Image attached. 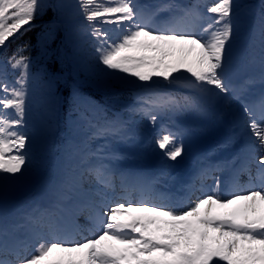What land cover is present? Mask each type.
Instances as JSON below:
<instances>
[{"label": "snow or ice", "instance_id": "6c2138e0", "mask_svg": "<svg viewBox=\"0 0 264 264\" xmlns=\"http://www.w3.org/2000/svg\"><path fill=\"white\" fill-rule=\"evenodd\" d=\"M48 9L57 16L41 41L55 40L67 19L65 40L91 61L106 89L116 98L130 90L133 103L112 116L79 113L82 136L69 156L74 163L55 181V200L30 208L19 222L3 198L32 165L27 116L35 103L50 117L57 97L54 78L33 73L32 58L22 55L29 45L11 56L6 49ZM239 11V0H0V264H264V91L249 97L256 83L264 85V14L258 57L255 37L250 45L260 73L237 84ZM9 68L18 73L14 80ZM212 104L228 109L240 129L219 146L243 141L231 159L212 161L214 152L206 153L175 192L161 190L173 179L167 167L153 176L116 167L126 154L113 143L135 141L133 125L145 119L156 128L155 148L178 162L188 130L175 117L205 114Z\"/></svg>", "mask_w": 264, "mask_h": 264}, {"label": "rangeland", "instance_id": "374dc122", "mask_svg": "<svg viewBox=\"0 0 264 264\" xmlns=\"http://www.w3.org/2000/svg\"><path fill=\"white\" fill-rule=\"evenodd\" d=\"M244 0H239L242 3ZM49 3H60L62 0H46ZM150 4H158L163 0H147ZM167 14H161L157 19L164 20ZM57 12L52 9H48L45 14L37 19L34 26L25 35L14 39L10 46L6 49V56H11L18 48L27 44L28 49L22 53V55L30 56L32 58V72L43 75L45 80H48L51 76L54 78L53 89L57 97L54 111L51 116H47L42 113L35 103L32 104L28 113V130L34 137V143L32 147L33 159L32 168L30 167L26 174L20 178L11 188L5 192L3 203L5 209L11 216L13 213L18 218V221L35 203L39 202L50 204L56 198L55 181L60 177L59 174H63L66 169V165L73 164V160L69 159L70 153H72L74 146L79 144L82 133L79 129L78 115L80 112H92L97 110L98 115L106 113L108 116H112L116 113L122 112V108L126 104L133 103V97L131 91H124L123 96L107 102L104 99V106L99 107L94 104L95 99L92 100L86 97L85 92L88 90H94L97 92H103L106 94L112 93L106 89L102 82H100L94 75L91 69V63L86 62L85 54L77 53L74 50L73 42L65 40V33L69 30V24L67 19L61 20L62 26L56 29V38L50 43H44L41 41L42 35L49 31V25L56 18ZM247 16L244 11L236 18L238 26L245 25L247 22ZM248 37L242 35L241 40L236 45H232L233 51V65H232V79L234 83H240L242 80L248 77H256L259 71L258 66L249 65L243 53L244 43ZM16 40V41H15ZM9 80H14L18 73H14L11 68L8 69ZM67 75L71 78V83H66ZM159 84L164 85L165 82L158 81ZM75 88V94H74ZM67 90V92H66ZM182 91V90H181ZM259 92V90H258ZM81 93V94H80ZM80 94V96L78 95ZM260 94V93H258ZM257 94H254L255 97ZM94 104V105H93ZM110 110H113L111 112ZM211 115L186 113L175 117V122L188 130L187 137L191 138L188 142L184 141L185 154L182 158H179L178 162L169 161L170 175L173 177L171 181L166 180L164 182L165 187L161 190L170 191L172 184L177 185L181 179V175L188 173L195 167L193 173H188V177H191L196 172L199 165V158L205 155L212 148L210 147L214 141L217 140L216 136L227 138L233 132L239 128H234V117L232 113H226L224 107L219 104H212L210 106ZM65 112V114H62ZM127 116V113H123ZM137 120L139 117L136 118ZM147 121V120H146ZM215 126H220L219 129H215ZM233 126V129H232ZM134 127V125H133ZM141 128V127H140ZM153 127L147 128L149 133L153 130ZM141 135L138 134V137ZM72 137V140L69 138ZM149 135L147 136V138ZM242 140H238L235 144L223 148V153L218 145L213 151L217 156L211 158L212 161H222L221 154L226 157L224 160L232 158L233 154H237L240 151ZM121 142H114L113 148L121 152ZM124 147L131 151L134 147L131 146L132 142L123 143ZM234 146V147H233ZM154 145L144 148L142 150L154 151ZM198 154L196 160L193 159L194 154ZM149 152L138 151L135 149L133 153H127L126 160L122 163L121 170H128L131 172L142 173L148 169V176H153L163 170L160 164L156 163V156H149ZM130 158V159H129ZM162 156L160 157V159ZM243 159V157H241ZM123 160V159H122ZM120 160L117 162L116 167L118 169ZM195 161V164L192 162ZM240 161L236 162L238 167ZM182 167V169H181ZM174 169L180 170L174 173ZM230 172L226 173V180L228 179ZM242 176L240 177V179ZM244 180V179H243ZM178 181V182H177ZM189 179H184V183H187ZM40 191V192H39ZM173 192L175 190L173 189ZM45 196V198H42ZM43 205V206H45ZM24 230H21V234Z\"/></svg>", "mask_w": 264, "mask_h": 264}, {"label": "trees", "instance_id": "16d2710c", "mask_svg": "<svg viewBox=\"0 0 264 264\" xmlns=\"http://www.w3.org/2000/svg\"><path fill=\"white\" fill-rule=\"evenodd\" d=\"M212 2H213V0H201V3L202 4H205V5L206 4H210ZM184 3L185 4L186 3H191V0H184ZM256 10L259 11L261 14H264V0H244L242 3H240L239 15L244 11V14L248 17V19H252V16H253V14H255ZM238 16H237V18H238ZM258 29H259V26L257 28V31H255L254 33H252L251 35H249V33L246 30V26L245 25H242V26H238V31L236 32L237 35H240L241 33H244L245 35H249V40L247 42V47H246V53H247V55L249 57H250V52H251L250 45H251V42L253 41L254 37L256 39L255 52L257 54V57H258V54H259ZM88 63H91V61H88ZM251 64H255L257 66L259 65L258 62L251 63ZM67 80L70 81L69 79H67ZM119 93H122V91H119ZM86 97H88V96L86 95ZM99 97H101V98L104 99L105 98V95L104 94H100ZM34 247H35V244H32V246L30 248V251L31 250H34Z\"/></svg>", "mask_w": 264, "mask_h": 264}]
</instances>
